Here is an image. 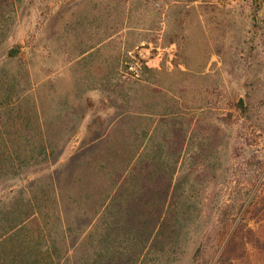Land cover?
<instances>
[{"label": "rangeland", "instance_id": "obj_1", "mask_svg": "<svg viewBox=\"0 0 264 264\" xmlns=\"http://www.w3.org/2000/svg\"><path fill=\"white\" fill-rule=\"evenodd\" d=\"M13 77L22 107L40 110L32 126L48 152L0 179V207L38 184L55 189L62 264L98 247L89 233L110 170L193 115L200 130L176 174L185 232L146 264H264V0H20L0 46V106ZM237 229L248 247L223 257Z\"/></svg>", "mask_w": 264, "mask_h": 264}, {"label": "trees", "instance_id": "obj_2", "mask_svg": "<svg viewBox=\"0 0 264 264\" xmlns=\"http://www.w3.org/2000/svg\"><path fill=\"white\" fill-rule=\"evenodd\" d=\"M19 2L0 0V46L9 36V21ZM1 83L0 88L7 84ZM8 84L11 92L0 106V179L21 176L48 152V145L35 139L38 126H32L40 117L39 108L36 104L33 109L22 107L26 97L20 79L13 77ZM194 118L173 119L162 137L154 138L151 149L141 156L132 154L110 170L113 189L89 233L98 247L85 256L83 264H146L149 257L176 248L185 232L189 201L184 182L176 174L188 142L200 130V119ZM58 202L55 189L38 184L1 205L0 264H62ZM247 247L237 229L223 257L238 255L240 248Z\"/></svg>", "mask_w": 264, "mask_h": 264}, {"label": "built area", "instance_id": "obj_3", "mask_svg": "<svg viewBox=\"0 0 264 264\" xmlns=\"http://www.w3.org/2000/svg\"><path fill=\"white\" fill-rule=\"evenodd\" d=\"M159 57V56H158ZM157 57V58H158ZM157 58H150V59H147L145 62L146 64H148L150 67H157V66H160V59H157Z\"/></svg>", "mask_w": 264, "mask_h": 264}, {"label": "water", "instance_id": "obj_4", "mask_svg": "<svg viewBox=\"0 0 264 264\" xmlns=\"http://www.w3.org/2000/svg\"><path fill=\"white\" fill-rule=\"evenodd\" d=\"M21 51H22V49H21V48H18V47H13V48H11V52L14 53V54H18V53H20ZM239 103H240L241 105L244 104V100H243V98H241V99L239 100Z\"/></svg>", "mask_w": 264, "mask_h": 264}]
</instances>
